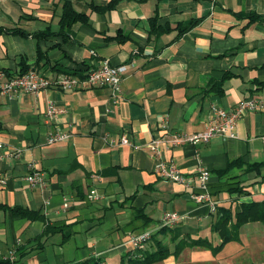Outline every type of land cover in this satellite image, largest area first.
Instances as JSON below:
<instances>
[{"label":"crops","instance_id":"0c3cea01","mask_svg":"<svg viewBox=\"0 0 264 264\" xmlns=\"http://www.w3.org/2000/svg\"><path fill=\"white\" fill-rule=\"evenodd\" d=\"M65 3L83 18L61 29ZM104 62L127 66L119 99L106 87L51 86L36 96H0V174L7 181L0 188V264L11 249L16 264H119L126 254L154 249L152 238L143 250L125 241L131 232L156 233L169 212L182 217L169 228L180 238L218 244L211 229L216 214L193 199L198 187L154 174L156 159L147 145L155 140L165 141L162 159L184 175L199 166L209 172L217 211L264 201V165L245 173L246 165L264 163V109L245 113L233 138L166 143L204 131L212 106L228 111L247 99L264 104V0H2L0 71L34 69L54 78L83 69L82 78ZM225 75L222 91H213ZM48 102L59 110L52 120L44 114ZM59 131L69 138L48 145V135ZM122 136L129 145L119 144ZM236 160L243 164L219 173ZM30 164L42 174L43 187L26 182ZM92 188L99 197L87 201ZM236 188L247 195L229 192ZM15 207L40 219L13 216ZM156 237L173 251L171 233ZM154 264H264V224L242 226L239 239L216 253L186 246Z\"/></svg>","mask_w":264,"mask_h":264},{"label":"built area","instance_id":"2783aa9c","mask_svg":"<svg viewBox=\"0 0 264 264\" xmlns=\"http://www.w3.org/2000/svg\"><path fill=\"white\" fill-rule=\"evenodd\" d=\"M205 1V0H199ZM2 0H0L1 4ZM127 73V66H111L108 62L102 63L97 68H89L85 75L80 78L78 76L64 73L54 78L41 75L34 69H28L25 72L10 75L0 71V96L7 100L18 97L21 94H29L36 96L41 91L53 86L64 91H74L89 88H108L112 92L113 97L119 99L122 91L121 82ZM264 109V104L256 100L240 101L233 109L225 110L219 107L212 106L210 116L204 131L192 135H184L173 137L167 140L170 145H178L188 143L198 146L207 144L212 138L222 136L226 138L234 137V129L236 122L247 112ZM59 113L58 108L53 102H48L45 109V117L47 120H52ZM166 124H162L165 128ZM69 135L65 132L50 133L46 139L48 145L61 143L66 141ZM119 144L122 146L129 145V140L125 136L119 139ZM165 144L164 140L151 141L147 146L151 150L152 156L156 159L154 166V174L166 181L181 184L186 188L194 185L198 187L200 192L193 196L197 204L206 205L209 208V213L215 215L217 212V203L212 200L209 194V172L199 166L194 174L184 175L181 170L171 161L162 159L161 146ZM3 144L0 143V149ZM13 156L18 157L19 151H15ZM196 159L200 162L199 154L196 153ZM29 174L25 180L30 187H43L45 180L41 173L33 164L29 165ZM7 181L0 174V188L5 187ZM98 193L95 188H92L87 193V201H94L98 198ZM68 204L64 203L63 208H67ZM182 217L176 212L163 213L160 220V226L168 228L176 226ZM153 232L151 230H143L140 232H131L128 234L125 244L129 245L134 250H143L147 242L151 239ZM8 264L15 263V251L9 250L5 257Z\"/></svg>","mask_w":264,"mask_h":264},{"label":"trees","instance_id":"16d2710c","mask_svg":"<svg viewBox=\"0 0 264 264\" xmlns=\"http://www.w3.org/2000/svg\"><path fill=\"white\" fill-rule=\"evenodd\" d=\"M83 17L80 14L75 13L69 3H65L60 25L61 29L69 28L73 23L77 22L78 20L82 19ZM17 32V31H15ZM20 33V32H19ZM23 34V33H21ZM24 35V34H23ZM40 37V35H37ZM123 39H119L118 42H123ZM84 72L83 69H75L69 74L72 75H80ZM228 76L222 78L219 82H215L212 86L213 91H217L220 93L222 91V84L224 80ZM243 164L241 161L236 160L229 164H227L226 168L219 172L220 174H226L231 169L241 166ZM263 164H248L245 167V173L248 172H259L260 169L263 167ZM230 193H238L242 195H247L242 188H236L229 190ZM11 213L13 216L26 218L28 220H37L40 217L28 210H24L18 207L12 208ZM139 216L145 223L149 222L148 217H146L142 212L139 211ZM249 223H262L264 224V201L262 202H250V203H242L235 208L232 212L228 208H219L216 213V219L211 226L213 232H216L219 236V243L216 245L211 244V242L205 238L196 237V238H189V237H181L180 234L173 232V230L169 229L166 226H161L160 229L152 234L151 238L155 239V247L151 251H143L140 256L126 254L121 258L119 264H154L160 261H163L169 255H178V253L186 246H206L212 250L213 253L218 252L223 245H225L229 241L238 240L239 239V232L240 228ZM52 228L46 227L45 232L50 231ZM171 233V237L169 238L170 242L175 243L174 249L171 251L169 249V243L165 242L162 239H158L156 234L158 233ZM6 264H8L6 262ZM78 264H100L99 260L89 259L84 262H80Z\"/></svg>","mask_w":264,"mask_h":264},{"label":"rangeland","instance_id":"374dc122","mask_svg":"<svg viewBox=\"0 0 264 264\" xmlns=\"http://www.w3.org/2000/svg\"><path fill=\"white\" fill-rule=\"evenodd\" d=\"M249 229H251V227H249ZM146 251H150V249L148 248Z\"/></svg>","mask_w":264,"mask_h":264}]
</instances>
